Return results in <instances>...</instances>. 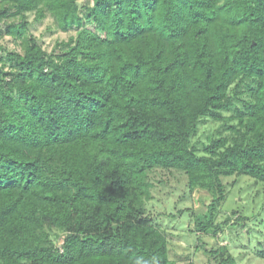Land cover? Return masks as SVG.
I'll use <instances>...</instances> for the list:
<instances>
[{"label": "trees", "instance_id": "16d2710c", "mask_svg": "<svg viewBox=\"0 0 264 264\" xmlns=\"http://www.w3.org/2000/svg\"><path fill=\"white\" fill-rule=\"evenodd\" d=\"M29 13L76 35L48 53ZM7 36L22 52L0 62V264H173L137 191L185 176L211 196L193 215L207 234L224 178L264 185V0H0ZM208 120L232 136L201 149Z\"/></svg>", "mask_w": 264, "mask_h": 264}, {"label": "rangeland", "instance_id": "374dc122", "mask_svg": "<svg viewBox=\"0 0 264 264\" xmlns=\"http://www.w3.org/2000/svg\"><path fill=\"white\" fill-rule=\"evenodd\" d=\"M80 3L85 5L87 0ZM35 17L34 13L26 15L28 33L34 35L48 53L58 52L59 45L76 35V29L60 31L50 15L42 20ZM12 51L21 53L20 43L4 37L0 41V62ZM246 97L244 95L243 99ZM236 107L242 108L243 102L237 101ZM234 114L232 110L224 115ZM219 136L230 139L232 134L220 122L208 120L200 126L192 143L201 148L203 143ZM223 183L227 199L216 221L221 229L218 233L194 231L193 215L206 211L211 196L199 190L190 194L185 176L171 178L164 184L155 183L150 196H141L140 190L136 192V204L142 215L150 218L167 237L173 264H208L207 255L198 246L199 240L208 247L228 245L240 264H264V185L246 176L224 178ZM179 210L184 213L180 214Z\"/></svg>", "mask_w": 264, "mask_h": 264}]
</instances>
